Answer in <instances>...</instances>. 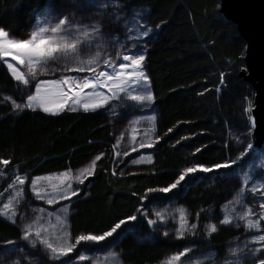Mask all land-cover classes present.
Listing matches in <instances>:
<instances>
[{
	"label": "trees",
	"instance_id": "1",
	"mask_svg": "<svg viewBox=\"0 0 264 264\" xmlns=\"http://www.w3.org/2000/svg\"><path fill=\"white\" fill-rule=\"evenodd\" d=\"M47 1L0 0V28L25 38L37 10ZM114 1L144 7L153 29L145 40V65L160 137L150 166L124 172L115 166L112 124L100 110L52 116L38 110L14 111L0 103V160H8L10 170L41 175L79 168L101 156L70 207L72 239L100 235L119 220L135 216L147 189L167 187L184 166H212L234 159L243 149L236 140L251 131L253 91L238 75L244 68L245 43L235 25L219 12V0ZM19 90L0 65V91L20 99ZM226 195L224 180L216 174L214 183L190 186L178 202L191 215L199 213L204 222L203 215L223 203ZM203 227L198 223L196 235L182 239L151 234L149 240L137 241L128 234L114 247L124 264H156L191 244L224 256L235 232L221 228L208 236ZM21 236L14 224L0 218V243Z\"/></svg>",
	"mask_w": 264,
	"mask_h": 264
},
{
	"label": "snow or ice",
	"instance_id": "2",
	"mask_svg": "<svg viewBox=\"0 0 264 264\" xmlns=\"http://www.w3.org/2000/svg\"><path fill=\"white\" fill-rule=\"evenodd\" d=\"M113 6L119 7V4L114 3ZM113 15L116 23L123 19L119 14L114 13ZM125 29L126 39L135 40L136 37L128 35L127 21H125ZM138 35L148 36L149 33L148 31L139 30ZM112 42L120 43L118 37H113ZM111 46V43L105 39L103 26L99 22L78 24L70 21L67 16L57 19L56 16L52 15L50 9H46L42 16L37 17L35 25L26 39L11 38L10 33L0 28V65H6L11 77L26 89L30 90V85L35 82V91L27 95L24 103L12 101L13 110H39L52 116H58L66 110L70 112H95L115 100L127 104L129 109L136 106L147 107L151 105L154 101V95L146 87L148 77L142 70L145 56L125 49L130 54H123L122 59L117 60L105 51L107 47ZM93 48L96 49L94 53L91 52ZM86 49L88 54L86 56L82 55ZM120 55V50H117V57ZM8 57L15 63L10 62L7 59ZM60 62H63L64 72L83 73L84 75L62 74L59 79H40L41 75L49 71L47 66L50 63L59 64ZM245 111H249V109H245ZM149 120L153 122L150 131L154 132L156 117L153 115L149 117ZM252 123L254 124L255 121L253 120ZM168 131L171 132L172 129ZM156 139L158 140L159 137H156ZM133 140H135V137H133ZM152 146V143L146 144L144 142H140L138 145L140 149L151 148ZM135 150L136 145H133V151ZM196 151L199 152L200 149ZM255 152V144L248 143L235 160L217 163L212 166L193 164L191 167L182 169L176 180L168 184L167 187L149 188L147 193H169L182 186V182L186 183L188 179H196L197 174L200 172L208 173L214 170L230 169L232 165L240 164L246 158L253 156ZM124 154L128 155L127 152ZM260 155L264 156V152H261ZM100 159L101 156L97 155L89 167L81 169L75 176L71 175L70 172L64 173L55 183H51L49 177L50 192L40 186L39 182L44 179L43 177L33 178L31 191L36 199L43 200L49 205L60 200H70L80 191L79 187H74V184H84L87 177L94 174L96 161ZM151 161L152 156L147 155L140 156L139 159H133L131 163H151ZM0 164L6 166L9 161L0 160ZM260 167L264 168V163H261ZM0 176H3L2 172H0ZM238 179L241 182V187L233 199L228 202V205L223 206V219L220 223L221 225H231L236 221H241L246 231H264V229H261V222L252 217L250 207H247L243 212L236 211V206H244L248 185L256 180L253 170L242 171ZM261 180H264V177ZM25 181L26 177L16 175L14 181L8 185V189L13 190V194L9 196L7 202L0 206V218H6L13 224L16 223L17 206L23 199ZM252 190H256L255 185H253ZM2 195L3 193H0V196ZM144 198V196L141 197V199ZM261 209L260 216L264 219V205H261ZM38 211L43 212L44 209ZM60 211L64 213V216L56 215L55 224L51 220L45 223L43 217L37 215L31 222L24 223L22 226L21 239L31 249H36L38 244L42 246L44 254L51 264L68 256L81 242L99 243L105 241L117 233L127 221L136 219V216H129L126 219L119 220L109 230L100 235L81 234L75 237V242H72L67 222L68 207L64 206ZM138 211L140 210L138 209ZM178 213L179 226L176 228V236L178 239H182L188 233H194L197 230V225L195 223L189 224L187 213L183 208L178 209ZM48 215L51 217L52 213ZM155 215L160 221L166 219L160 211H157ZM197 215L199 216V213ZM156 223L155 220H148L149 225H155ZM239 226L237 224V227ZM216 231L217 225L209 224L206 226V235L211 236ZM167 234L165 233V235ZM251 241L253 244H260L264 247V234L252 236ZM15 244L16 241L9 240L5 243V247L14 246ZM246 248L247 245L245 248H231L229 253L232 256H238V254L245 252ZM259 250L258 248L255 251L258 252ZM191 251L190 248H184L179 253L170 255L162 264H184L182 258L187 257ZM110 255L116 257L118 254L112 252ZM77 259L84 262L89 257L81 254ZM16 264H19V261ZM93 264H96V262L94 261ZM187 264H200V261L188 260ZM229 264H232V262H229ZM235 264H238V261ZM258 264H264V260H260Z\"/></svg>",
	"mask_w": 264,
	"mask_h": 264
},
{
	"label": "rangeland",
	"instance_id": "3",
	"mask_svg": "<svg viewBox=\"0 0 264 264\" xmlns=\"http://www.w3.org/2000/svg\"><path fill=\"white\" fill-rule=\"evenodd\" d=\"M114 3L119 4V7H114ZM46 9H50L52 15L56 16L57 19L62 16H67L73 23L93 24L99 22L103 26L105 39L112 45L111 47H107L105 51L109 56L117 60L122 59L123 54H130L126 52L125 49L131 50V52H138L145 56V40L152 34L153 29L147 21V10L144 7L125 6L114 0H51V3L50 0H48L45 5L37 10L34 21L26 34V37L23 39L28 38L35 25L37 17L42 16ZM114 13L123 17L119 23L114 22ZM125 21H127V27L129 29L128 35L130 37H136L135 40L126 39ZM139 30L148 31L149 35L139 36ZM10 37L15 38L11 35ZM113 37H118L120 43L116 44L112 42ZM117 50H120L121 52L119 57H117ZM95 51V48L91 49V52L94 53ZM87 54L88 50L86 49L82 55L86 56ZM7 59H9L10 62L15 63V61H11L10 57ZM4 66L7 69L6 65ZM62 66L63 62H60L59 64L50 63L47 66L49 71L46 74L41 75L40 79H59L62 74L84 75L83 73L64 72ZM142 70L147 75L145 60L143 62ZM9 75L11 76L10 73ZM19 86L20 99L14 98L11 93L0 91V103H7L11 107L13 100L17 103H24L27 95H30L35 91V82L30 85V90L24 88V86L20 84ZM146 87L150 89L149 80ZM99 110L107 115L110 123L112 124L114 140L112 149L115 166L122 172L137 166H150V164L154 162L158 153V150L156 149L158 140L156 137H160V133H158L156 129V120L154 122L155 131H150L153 127V122L149 120V117L153 115L156 117V109L153 102L147 107L136 106L133 109H129L127 104L122 103L120 100H115ZM68 112L70 111L66 110L63 113ZM133 137H135V140H133ZM140 142H144L146 144L152 143L153 146L151 148L145 147L144 149H140L138 147ZM248 143H252L251 131L246 137L236 140L237 145L243 146L242 151ZM133 145H136L135 151H133ZM126 152L128 155L124 154ZM261 152H264V144L259 150H256L253 156L246 158L245 161L240 164L232 165L230 169L214 170L208 173L200 172L197 174L196 179H188L186 183L182 182V186L170 191L169 193H148L139 207L140 211H138L135 215V220L127 221L126 224L121 226V229H119L117 233H115L112 237L107 238L105 241H101L99 243L81 242L71 253L68 254V256L62 258L60 261L54 262V264H93L94 261L96 264H124L114 247V244L118 239L128 234L137 241L149 240L151 238V234L161 236L170 235L177 238L176 228L179 226L178 209L181 208L186 211L189 224L195 223L197 225V230L198 223L201 222L205 231L207 225L215 224L217 225V231L221 228H229L235 232V235L226 243L224 256L218 257L213 251H199L196 245L191 244L186 247L192 249L191 253L187 257L182 258L184 260V264H187L188 260H199L200 264H229V262L235 264L236 261H238V264H258L260 260H263L264 247L260 244H253L251 237L254 235L264 234V231H246L243 226V222L241 221H236V223L231 225H221L220 221L223 219V206L228 205V202L233 199L234 195L241 187V182L238 177L242 171L251 169L253 170V175L256 180L248 185V190L245 193L244 206H236V211L243 212L247 207H250L252 217L260 221L261 229H264V219L260 216V212L262 210L261 205H264V180H261V178L264 177V168L260 167L261 163H264V156L260 155ZM147 155L152 156L151 163H131L133 159H139L140 156ZM236 158L237 157L232 160H235ZM93 160L79 168L66 169L41 175H28V173H20L17 169L10 170L8 165L4 166L0 164V172L3 173V176H0V193H3V195L0 196V206L7 202L9 196L13 194V190L8 189V185L14 181L16 175H20L22 177H26V181L23 186V199L17 206V217L14 225L20 230L21 234L23 224L31 222L37 215L43 217V222L47 223L48 220H51V222L55 224L56 215L64 216V213L60 211L64 206L68 207V222L69 214L71 212L70 207L77 195L80 194V191L76 196L71 197L70 200H60L55 204L49 205L45 201L35 198L31 191V181L33 178L43 177L44 179L39 182L40 186L50 192L51 188L49 186V177L51 178V183H55L64 173L70 172L71 175L75 176L81 169L89 167ZM192 165L184 166L182 169L191 167ZM215 173L219 178L224 180L225 189L227 191L226 200L223 203L211 207L207 213L203 215V222V219L200 221V218L197 215H191L185 207L180 205L178 199L190 188V186H193L200 181H203L205 185L214 183V179L216 177ZM253 185L256 186L255 191L252 190ZM74 187H79L80 190V185L74 184ZM39 209H44V211L39 212ZM157 211L164 214L166 218L165 221H160L159 218L156 217L155 213ZM49 213H52L51 217H49ZM21 217H23V219H21ZM2 219L8 221L6 218ZM149 219L155 220L157 223L155 225H149ZM237 224L240 226L237 227ZM145 227L148 228L149 232L144 230ZM197 230L194 233H188L185 237H193L196 235ZM165 233L168 234L165 235ZM72 242H75V239H72ZM5 243H0V264H16L17 261H19V264H51L47 256L44 254L42 246L39 244L36 249H31L22 239L16 241L14 246L5 247ZM246 245V251L238 254V256H232L229 253V249L231 248H245ZM258 248L260 250L258 252L255 251ZM112 252H115L118 255L116 257H112L110 255ZM254 252L255 254H253ZM81 254L88 256L89 259L84 262L78 261L77 258ZM172 254L176 253L166 255L156 264H162V262Z\"/></svg>",
	"mask_w": 264,
	"mask_h": 264
},
{
	"label": "water",
	"instance_id": "4",
	"mask_svg": "<svg viewBox=\"0 0 264 264\" xmlns=\"http://www.w3.org/2000/svg\"><path fill=\"white\" fill-rule=\"evenodd\" d=\"M218 10L245 43L238 75L253 91L251 139L259 150L264 144V0H219Z\"/></svg>",
	"mask_w": 264,
	"mask_h": 264
}]
</instances>
